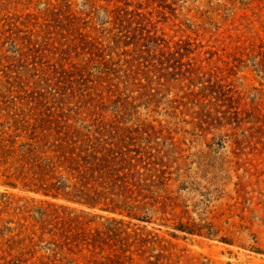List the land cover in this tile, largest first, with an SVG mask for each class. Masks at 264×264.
<instances>
[{
  "label": "rangeland",
  "instance_id": "374dc122",
  "mask_svg": "<svg viewBox=\"0 0 264 264\" xmlns=\"http://www.w3.org/2000/svg\"><path fill=\"white\" fill-rule=\"evenodd\" d=\"M0 264H264V0H0Z\"/></svg>",
  "mask_w": 264,
  "mask_h": 264
}]
</instances>
